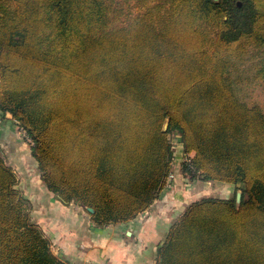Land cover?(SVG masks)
I'll use <instances>...</instances> for the list:
<instances>
[{"label":"trees","instance_id":"1","mask_svg":"<svg viewBox=\"0 0 264 264\" xmlns=\"http://www.w3.org/2000/svg\"><path fill=\"white\" fill-rule=\"evenodd\" d=\"M137 1L147 10L113 26L107 0H0V108L33 138L47 187L98 224L151 205L178 131L188 174L243 194L189 205L157 264H264V111L238 96L226 50L261 48L264 78V0ZM203 20L218 26L212 49ZM16 181L0 154V264H68Z\"/></svg>","mask_w":264,"mask_h":264},{"label":"rangeland","instance_id":"2","mask_svg":"<svg viewBox=\"0 0 264 264\" xmlns=\"http://www.w3.org/2000/svg\"><path fill=\"white\" fill-rule=\"evenodd\" d=\"M158 3L163 4L164 7L170 4L169 0H155L153 2V4ZM107 4L109 19L112 21L113 26L127 25L132 17L149 7L140 6L137 0H107ZM116 11L120 13L119 18L115 20ZM199 24L208 31L207 46L212 49L216 41L217 24L205 20L199 21ZM226 50L231 58L236 61V66L228 73V78L234 85L238 96L249 104L260 105L264 111V78L256 77L263 50L246 39L237 41L234 49L229 47ZM168 137L173 149L172 175L170 174L167 177L165 186L157 196L159 201L154 204L157 199L155 198L149 206L148 216L141 219L143 221L146 218L152 219L151 225L146 226L144 229H149V238L151 233H154L150 239L153 245L152 253L149 254L148 251L144 256L143 261L146 260V264H157L158 245L166 239L172 225L194 201L205 197L221 199L235 197L236 203L239 204L241 201L237 199V192L243 193L241 184L207 180L199 175L192 177L183 168L184 163L189 160V155L184 151L181 134L178 131H171ZM34 144L33 138L13 117V114L0 108V154L16 174L15 187L30 199L32 204L30 219L43 228L50 240L53 253L71 264L66 255L57 251L49 229L46 230L48 221L63 220L62 216L64 215H83L84 225L86 219H88L90 226L104 227L106 233L119 232L121 235H125V231L132 230L133 222L123 220L98 224L92 216L91 212L93 211H90L88 206L75 201L70 203L61 201L59 195L51 191L43 179L38 160L33 155ZM109 249L111 252L115 250L113 244H110ZM139 258L141 259V257ZM134 259H136V255H134ZM115 260L116 258L108 261H110V264H114ZM136 263L137 260H134L131 264Z\"/></svg>","mask_w":264,"mask_h":264},{"label":"crops","instance_id":"3","mask_svg":"<svg viewBox=\"0 0 264 264\" xmlns=\"http://www.w3.org/2000/svg\"><path fill=\"white\" fill-rule=\"evenodd\" d=\"M158 201L157 198L154 204ZM148 209L149 207L127 220L133 222V227L132 230L125 231V235L119 232L106 233L104 227L90 226L88 219L84 225V216L73 214L64 215L63 220L57 222L48 221L46 230L49 229L57 251L66 255L71 264H110L108 260L114 258V264H131L134 260L139 264H146V260L143 261L144 256L148 251L149 254L152 253L153 245L150 239L154 235L151 233L149 238V229H144L151 225L152 219L141 220L148 216ZM110 244H113L115 249L112 252L109 249Z\"/></svg>","mask_w":264,"mask_h":264},{"label":"water","instance_id":"4","mask_svg":"<svg viewBox=\"0 0 264 264\" xmlns=\"http://www.w3.org/2000/svg\"><path fill=\"white\" fill-rule=\"evenodd\" d=\"M242 194H243L242 192H237V199L239 201H241V199H242ZM88 208L90 211H94V208L92 206H88Z\"/></svg>","mask_w":264,"mask_h":264},{"label":"built area","instance_id":"5","mask_svg":"<svg viewBox=\"0 0 264 264\" xmlns=\"http://www.w3.org/2000/svg\"><path fill=\"white\" fill-rule=\"evenodd\" d=\"M172 175V174H171Z\"/></svg>","mask_w":264,"mask_h":264}]
</instances>
